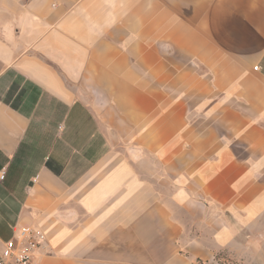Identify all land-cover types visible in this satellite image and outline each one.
I'll return each mask as SVG.
<instances>
[{"label":"crops","instance_id":"crops-1","mask_svg":"<svg viewBox=\"0 0 264 264\" xmlns=\"http://www.w3.org/2000/svg\"><path fill=\"white\" fill-rule=\"evenodd\" d=\"M3 172L0 248L38 226L41 264L244 257L264 237V0H0Z\"/></svg>","mask_w":264,"mask_h":264},{"label":"built area","instance_id":"built-area-1","mask_svg":"<svg viewBox=\"0 0 264 264\" xmlns=\"http://www.w3.org/2000/svg\"><path fill=\"white\" fill-rule=\"evenodd\" d=\"M258 70V67H255ZM6 173L0 176L4 180ZM49 244L46 232L38 226L23 225L13 231L0 248V264H41Z\"/></svg>","mask_w":264,"mask_h":264},{"label":"rangeland","instance_id":"rangeland-1","mask_svg":"<svg viewBox=\"0 0 264 264\" xmlns=\"http://www.w3.org/2000/svg\"><path fill=\"white\" fill-rule=\"evenodd\" d=\"M55 153L59 156V160L62 159L60 161L63 162L72 157L74 150L71 148L66 150L55 149L51 158L55 156ZM251 242L252 244L246 245V250H248L245 252L244 257L233 258L228 252L222 251L217 254L215 260L202 262L201 264H264V237L255 236Z\"/></svg>","mask_w":264,"mask_h":264},{"label":"trees","instance_id":"trees-1","mask_svg":"<svg viewBox=\"0 0 264 264\" xmlns=\"http://www.w3.org/2000/svg\"><path fill=\"white\" fill-rule=\"evenodd\" d=\"M51 168H52V167H51ZM53 168H54V167H53ZM54 169H55V168H54ZM55 172L59 173L60 171L56 169ZM200 263H202V262L200 261Z\"/></svg>","mask_w":264,"mask_h":264}]
</instances>
